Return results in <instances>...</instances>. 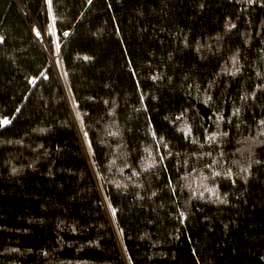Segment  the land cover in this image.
<instances>
[{"label": "trees", "instance_id": "trees-1", "mask_svg": "<svg viewBox=\"0 0 264 264\" xmlns=\"http://www.w3.org/2000/svg\"><path fill=\"white\" fill-rule=\"evenodd\" d=\"M51 8L54 19L45 0H0V116L12 121L0 128V264H264V143L253 149L261 163L231 178H211L203 155L222 150L234 172L232 159L247 164L237 149L264 119V90L240 97L264 82L256 76L264 3L52 0ZM33 25L54 26L46 43L60 45L59 68ZM41 72L47 79L28 82ZM217 123L230 137L209 144L205 129ZM152 131L168 149L155 151ZM192 191L204 196L189 199Z\"/></svg>", "mask_w": 264, "mask_h": 264}, {"label": "snow or ice", "instance_id": "snow-or-ice-1", "mask_svg": "<svg viewBox=\"0 0 264 264\" xmlns=\"http://www.w3.org/2000/svg\"><path fill=\"white\" fill-rule=\"evenodd\" d=\"M92 2V0H88V3L90 4ZM255 2V0H247L248 4H253ZM262 3H264V0H261ZM45 4L48 6V15L50 18L52 17V8H51V4H52V0H45ZM226 30L227 29H233L236 27L235 24H231L228 23L226 24ZM32 31L35 32L36 36L38 38H40L41 42H43V34L45 32V29H38L35 26L32 28ZM48 32V34H50L51 36H55L56 33L54 31V26L47 28L46 30ZM64 35L67 36L68 32L65 31ZM4 37L0 36V43L4 42ZM245 43H247V41H245ZM53 46L55 48V54L59 55V44L56 43L55 41H51L50 42V47L48 49V51L51 53L53 51ZM262 52H264V48L261 49ZM239 52V50H237V53ZM231 61L233 64V70L231 71V75L235 76L236 74H238L241 71V68L239 66V56L238 54L234 53L233 56L231 57ZM129 66L131 67V64H129ZM132 75L135 76L136 73L133 71ZM256 76L258 79L264 81V74H262L260 71L256 72ZM40 77H44L45 79H47V77L45 76V74L43 72L40 73V76H33V77H29L28 78V82L31 84H35L36 81L38 79H40ZM153 80H157L159 79L158 76L153 75L151 77ZM171 79V78H169ZM212 82L209 83V87H211ZM137 87H139V82H137ZM256 90H264V82L262 83H257L255 89L248 94H242L240 99L243 100H247L249 96H251L253 99L255 98V94H256ZM143 95H141L140 99L141 101L143 100ZM211 101V97L208 96L207 94L205 95V99H204V103L206 105H208ZM105 103H107V101H105ZM76 105V101L73 100V106ZM20 109L17 108L16 112H19ZM241 113V109L240 108H234L233 109V115L236 117H239ZM183 115V113H181V116ZM217 121L222 120L223 117L219 114V113H215L214 114ZM76 118L80 119V113L79 111L76 112ZM181 117H177V120H180ZM209 119H212V117H209ZM231 119V118H229ZM12 121L9 119V117L7 116H0V128H4L5 126L9 125ZM81 128H83V122H81ZM149 128H151V122L149 121ZM187 130L185 131V138L187 139L188 136L191 134V128L187 127ZM237 128H239V124H237ZM43 131V130H41ZM206 132V136H205V141L209 144H213V145H217V144H222L224 142V140L226 138L230 137V133L228 131H221L219 130V124L217 123V131L215 132H208L207 129H205ZM110 135H117V132H110ZM151 135L154 139V141H157V143L155 144V151L158 153L160 148L163 147L164 149H168L169 145L167 143H161L164 140L163 136L157 137V134L155 131L151 132ZM247 141V147L243 149V151H241V149H237V152H240L241 156H243L244 152L247 153V164L245 166L244 163L241 162L240 159H232L230 161V164L235 166L239 171L234 172L232 167H223V164L228 163L227 161V156L226 154L220 150L217 153V156H213L212 152H205L203 153V155H206L208 157L211 158V162L208 164H205L204 167L208 168L211 170V178H218V177H228L231 178L234 175H240L241 173H248L249 169L251 168L252 164H259L261 163V161L259 160H255L254 159V153H253V149L255 147L256 144L258 143H264V119H261L257 122V132L255 135H250L249 137L245 138ZM12 141H7V143H11ZM197 141L193 140V143H196ZM83 143L86 145V152L88 154L92 153V143L89 141L88 138V132L84 131L83 132ZM237 143H241V141H237ZM201 147H203V145H201ZM146 151H148L146 149ZM169 155H171L172 153L169 151L168 153ZM149 155L151 156L152 153L150 152ZM164 160V156H159V158L157 160H154V163H161ZM185 163H187V161H185ZM125 167H128L129 165L127 163L124 164ZM151 166V165H150ZM215 166V167H214ZM217 167H222V171H217L216 168ZM13 171H16V169L14 168ZM193 171H196V169L194 168ZM133 176L139 175L138 172H136L135 170H133L132 172ZM179 179L181 180H185L186 177H179ZM210 177L207 175L203 176V180L207 181L209 180ZM235 181H233L234 183ZM170 190L172 191L173 195L176 194L175 188L172 186V181L169 180L168 185H167ZM187 186L189 188H191V185H181V187ZM126 187V185H125ZM206 191L209 192H215V188H205ZM197 194H199L200 197L204 196V192L201 191L199 193H197L196 191H192L191 195L189 197V199H191V197L193 196H197ZM152 196H155L156 193L152 192L151 193ZM225 196L227 195L226 193L224 194ZM104 200H107L108 198L105 196L103 198ZM217 201L221 202V203H228L227 199H223L222 197H220L219 195H217ZM107 208L111 210L112 215L115 216L116 213V209L112 206V204L109 202L107 205ZM178 217L180 218V222L183 223L184 222V218H185V210H179L178 208V212H177ZM121 234L123 233V230L120 229ZM261 259H264V257H261ZM129 264H131V262L129 261Z\"/></svg>", "mask_w": 264, "mask_h": 264}, {"label": "rangeland", "instance_id": "rangeland-1", "mask_svg": "<svg viewBox=\"0 0 264 264\" xmlns=\"http://www.w3.org/2000/svg\"><path fill=\"white\" fill-rule=\"evenodd\" d=\"M34 26H35L36 28H38V29H43V28H40V27L37 26V25H33L32 28H33ZM32 28H31V29H32ZM32 32H33V31H32ZM33 33H34V35H36L35 32H33ZM46 36H47V33H46V31H45L44 34H43V43H45V46H46V47H45V50H46V52H47L48 55H49L50 52L48 51L49 46H48V44L46 43ZM36 37H37V36H36ZM37 38H38V37H37ZM38 39H40V38H38ZM56 43H57V42H56ZM60 50H61V47H60V45H59V55H57V56H58V59H59V60H58V64H59V62H60V58H59V57H60ZM53 52L55 53V48H54V46H53ZM103 202H104V200H103ZM104 204H105V202H104ZM105 206H106V205H105Z\"/></svg>", "mask_w": 264, "mask_h": 264}, {"label": "bare ground", "instance_id": "bare-ground-1", "mask_svg": "<svg viewBox=\"0 0 264 264\" xmlns=\"http://www.w3.org/2000/svg\"><path fill=\"white\" fill-rule=\"evenodd\" d=\"M49 57H50V60L52 62V64L56 67V68H59V64H58V56L52 51L51 53H49Z\"/></svg>", "mask_w": 264, "mask_h": 264}]
</instances>
